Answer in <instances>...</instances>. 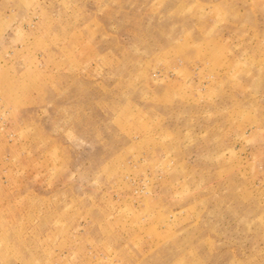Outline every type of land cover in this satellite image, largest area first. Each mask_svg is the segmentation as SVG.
Wrapping results in <instances>:
<instances>
[{
    "label": "rangeland",
    "instance_id": "1",
    "mask_svg": "<svg viewBox=\"0 0 264 264\" xmlns=\"http://www.w3.org/2000/svg\"><path fill=\"white\" fill-rule=\"evenodd\" d=\"M0 264H264V0H0Z\"/></svg>",
    "mask_w": 264,
    "mask_h": 264
}]
</instances>
